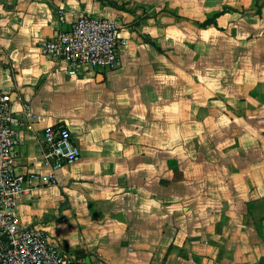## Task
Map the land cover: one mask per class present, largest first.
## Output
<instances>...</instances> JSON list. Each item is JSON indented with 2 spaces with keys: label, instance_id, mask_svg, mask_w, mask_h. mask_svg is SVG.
Wrapping results in <instances>:
<instances>
[{
  "label": "crops",
  "instance_id": "0c3cea01",
  "mask_svg": "<svg viewBox=\"0 0 264 264\" xmlns=\"http://www.w3.org/2000/svg\"><path fill=\"white\" fill-rule=\"evenodd\" d=\"M60 9L118 21L115 68L43 54ZM0 89L37 114L20 172H51L48 125L82 153L18 199L22 226L93 264H264V0H0Z\"/></svg>",
  "mask_w": 264,
  "mask_h": 264
},
{
  "label": "built area",
  "instance_id": "2783aa9c",
  "mask_svg": "<svg viewBox=\"0 0 264 264\" xmlns=\"http://www.w3.org/2000/svg\"><path fill=\"white\" fill-rule=\"evenodd\" d=\"M58 16L54 35L38 43L44 55L64 63L71 76L88 69L116 67L127 44L116 19L83 13L68 21L63 9ZM36 118L30 101L19 99L16 107L12 93L0 89V264H93L66 251L46 230L22 226L18 221V199L37 185L56 184V172L82 156L66 124L48 125L43 130V148L51 172L45 176L20 172L18 128L31 129Z\"/></svg>",
  "mask_w": 264,
  "mask_h": 264
}]
</instances>
